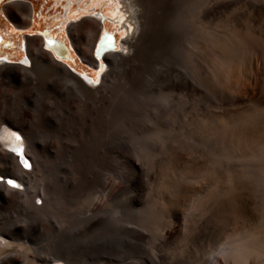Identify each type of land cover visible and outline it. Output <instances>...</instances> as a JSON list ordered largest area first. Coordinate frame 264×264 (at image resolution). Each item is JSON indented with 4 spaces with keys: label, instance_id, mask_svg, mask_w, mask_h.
Masks as SVG:
<instances>
[{
    "label": "rangeland",
    "instance_id": "obj_1",
    "mask_svg": "<svg viewBox=\"0 0 264 264\" xmlns=\"http://www.w3.org/2000/svg\"><path fill=\"white\" fill-rule=\"evenodd\" d=\"M67 1L0 0V59L21 62L25 37L51 33L71 50L64 62L96 75L99 84L106 63L97 75L70 47L66 28L95 12L116 17L113 3L72 0L69 10ZM20 2L32 7L24 28L5 10ZM145 9V58L130 74L135 89L126 94L117 80L116 108L77 137L76 170L63 144L84 129L81 106L67 101L63 86L45 72L35 76L34 96L44 103L30 116L45 161L38 184L57 198L48 213L26 220L19 237L36 253L52 256L62 248L78 264H124L144 253L156 254L158 264H202L264 214V0H169L161 23L155 4ZM106 21L122 50L128 32ZM221 55L230 60L225 70ZM51 140L54 146L44 147ZM73 170L77 188L71 190L64 182ZM34 202L40 207V199ZM90 205L97 215L87 223ZM116 210L138 225L140 236L112 228ZM17 220L16 212L0 209V225L20 228ZM167 222L175 228L164 239Z\"/></svg>",
    "mask_w": 264,
    "mask_h": 264
},
{
    "label": "bare ground",
    "instance_id": "obj_2",
    "mask_svg": "<svg viewBox=\"0 0 264 264\" xmlns=\"http://www.w3.org/2000/svg\"><path fill=\"white\" fill-rule=\"evenodd\" d=\"M109 1L113 3L110 4L112 6L108 5L116 17L109 19L103 12H95L93 17L88 16L86 20L70 24L66 28V34L71 41L70 47L73 46L88 65L98 68L97 75L102 72V61L106 63L107 68L99 84L94 77L96 75L89 78L87 73H81L64 62L73 56L71 50L66 43L60 42L51 33L38 35L39 37L33 35L25 37L26 55L21 62L13 64L6 57L0 59V176L3 177V180H0V209L16 212L21 218L17 222L23 223L20 228L15 224L0 225V264H54L64 259L68 264H78L77 260L62 248H54L56 254L48 256L36 253L30 241L19 238L21 233L27 232L24 229L26 220L39 219L48 213L50 206L57 204L56 192L50 188L43 190L38 184L39 177L45 171V161L40 149V139L30 116L36 105L44 106V103H40L34 96L38 85L35 76L38 71H43L63 86L67 101L81 106L84 129L80 133H73L71 141L63 144L64 154L71 159L73 169L76 170L77 137L85 136L94 122L102 120L104 113L116 108L117 103L111 96H115L112 93L117 80L122 82L123 92L133 93L135 81L130 74L142 68L145 58L144 43L148 19L145 6L156 5L159 12L156 21L161 23L164 18L161 15L166 14L169 0ZM71 2L72 0L67 1L66 9H69ZM6 9H9V18L18 28L26 27L32 20V7L24 2L10 4L5 6ZM106 20H110L117 29L128 32L120 43L122 47L120 51L116 49L115 34L113 39L105 35L100 40L101 35L107 32ZM98 40L103 47L95 50ZM112 42L114 45H111ZM125 50L127 56H124ZM225 58L221 55L219 62L224 70L230 63L228 62L230 60ZM13 86L16 91H12ZM35 101L38 103L35 104ZM53 142V140L47 142L44 147L51 148L54 146ZM59 146L60 144L56 148ZM74 170L71 172V178L64 182L65 188L69 186L71 190L77 188ZM8 180H11L15 187L9 185ZM19 184L22 185L21 188L18 187ZM35 198L41 200L40 207L35 204ZM164 200L171 201L167 197ZM262 206L264 209V200ZM89 208L84 213V220L87 223L97 215L93 205ZM124 218L119 210L114 211L112 228L121 229V232L130 238L140 236L138 225L125 223ZM163 228L164 239L170 238L175 228L174 224L167 222ZM238 234L239 236L235 234L236 239L227 247L210 252L202 259V264H219L220 257L226 258L224 264H264V214L256 225ZM124 264H158V256L144 253L141 259Z\"/></svg>",
    "mask_w": 264,
    "mask_h": 264
},
{
    "label": "water",
    "instance_id": "obj_3",
    "mask_svg": "<svg viewBox=\"0 0 264 264\" xmlns=\"http://www.w3.org/2000/svg\"><path fill=\"white\" fill-rule=\"evenodd\" d=\"M105 35H107V36H109L111 39H113V35H111L110 33L105 32V34L103 33V34L101 35L100 40H101L102 37L105 36ZM100 40L97 41V43H96V47H95V50H97L98 48L100 49V47H101V48L103 47V45H100V44H101V41H100ZM59 43H60V42H59ZM111 45H114V43L112 42Z\"/></svg>",
    "mask_w": 264,
    "mask_h": 264
},
{
    "label": "snow or ice",
    "instance_id": "obj_4",
    "mask_svg": "<svg viewBox=\"0 0 264 264\" xmlns=\"http://www.w3.org/2000/svg\"><path fill=\"white\" fill-rule=\"evenodd\" d=\"M7 183H8L9 185H12V186L15 187V185L13 184V182H12L11 180L7 181Z\"/></svg>",
    "mask_w": 264,
    "mask_h": 264
}]
</instances>
